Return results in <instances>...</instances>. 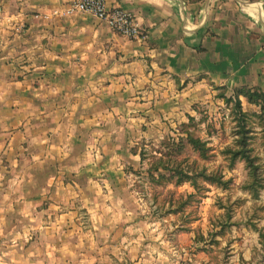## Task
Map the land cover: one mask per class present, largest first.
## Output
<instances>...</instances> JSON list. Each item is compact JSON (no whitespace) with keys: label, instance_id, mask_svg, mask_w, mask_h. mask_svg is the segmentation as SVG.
<instances>
[{"label":"crops","instance_id":"0c3cea01","mask_svg":"<svg viewBox=\"0 0 264 264\" xmlns=\"http://www.w3.org/2000/svg\"><path fill=\"white\" fill-rule=\"evenodd\" d=\"M69 3L0 0V264H219L116 200L136 156L121 146L219 90L264 88V0H109L136 38Z\"/></svg>","mask_w":264,"mask_h":264},{"label":"rangeland","instance_id":"374dc122","mask_svg":"<svg viewBox=\"0 0 264 264\" xmlns=\"http://www.w3.org/2000/svg\"><path fill=\"white\" fill-rule=\"evenodd\" d=\"M224 93L219 90L204 101L186 106L185 113L176 118L157 116L151 129L131 132L132 142L136 143L122 145L121 151L125 156H136L125 163L124 178L116 180V186H120L116 200L129 206L133 203L135 207L129 211L138 218L166 217L168 228L177 223L179 230L193 232L200 240L199 248L211 250L219 264H264L261 108L239 99L247 114L246 150L253 169L244 158L232 155L240 149L241 135L234 92ZM185 129L205 143V159L187 143ZM158 160L168 169L153 170L152 164ZM177 165L190 176H197L192 177L194 184L176 185L174 177L172 181L159 177L160 173L172 176ZM204 175L219 177L226 183H210Z\"/></svg>","mask_w":264,"mask_h":264},{"label":"trees","instance_id":"16d2710c","mask_svg":"<svg viewBox=\"0 0 264 264\" xmlns=\"http://www.w3.org/2000/svg\"><path fill=\"white\" fill-rule=\"evenodd\" d=\"M233 97L235 98V107L238 113V128H239V133H240V149L239 150H235L232 152L233 157H242L245 159L246 163L252 167L254 169V165L252 162V158L247 154V144H246V140H247V132H248V125H247V114L246 112H244L242 110L241 107V102L239 100V97L242 96L244 97L247 102L249 103H253L256 105H259L261 108V118L264 121V88H246V87H241V88H236L233 91ZM193 118L191 116H189V121H191ZM264 129V126H263ZM187 134H186V138L187 139V143H189V145L192 147V149L196 152H198V155L202 158H206V151L207 148L205 146V143L203 141H201L199 138H195L192 136V134L190 132H188L186 129L184 130ZM183 138H180V141H182ZM160 167H167L166 164L162 161V160H158L155 163L152 164V169L158 171ZM193 168H196V166L194 165ZM168 169V168H165ZM175 171L173 170V175L169 176L168 174L164 175L163 173H160L159 177H167L166 181H172L174 177V183L176 185H180L183 182H190L192 184H194L193 179H196L195 177L197 176H190L189 174L185 173V171H183L180 166H176ZM197 175V174H196ZM204 177L206 178V180H208L210 183H222L225 184L226 182H222L221 179L219 177L216 176H208V175H204Z\"/></svg>","mask_w":264,"mask_h":264},{"label":"built area","instance_id":"2783aa9c","mask_svg":"<svg viewBox=\"0 0 264 264\" xmlns=\"http://www.w3.org/2000/svg\"><path fill=\"white\" fill-rule=\"evenodd\" d=\"M109 0H70L64 14L82 12L93 15L99 22L106 24L119 35L136 38L141 34V28L133 16L126 10L109 6Z\"/></svg>","mask_w":264,"mask_h":264}]
</instances>
